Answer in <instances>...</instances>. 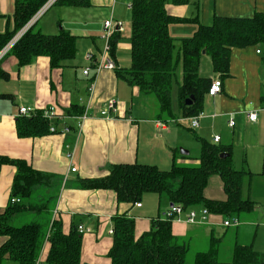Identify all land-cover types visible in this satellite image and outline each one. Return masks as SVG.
Wrapping results in <instances>:
<instances>
[{"label":"crops","instance_id":"1","mask_svg":"<svg viewBox=\"0 0 264 264\" xmlns=\"http://www.w3.org/2000/svg\"><path fill=\"white\" fill-rule=\"evenodd\" d=\"M129 4L131 0H89L85 7L59 6L57 17L53 20L48 18L38 26L42 33L56 34L61 29H57V25L61 24L76 36L75 56L59 68H51L46 56H38L31 63L19 67L9 51L0 59V71L8 76L3 78L0 74V155L24 159L33 169L52 176L46 187H34L39 194L44 190L51 198L55 195L52 218L61 220L65 233L71 223L76 228L81 225L89 229L82 234L81 262L108 264L107 252L112 244L109 230H113V216L126 214L134 218L137 237L149 229L152 218L161 217V202L168 207L169 201L166 196L145 193L142 195L145 202L140 200L141 205L137 207L129 202H118L111 189H83L78 185L79 180L103 177L108 174L111 164H149V160L154 162L153 158L158 156L156 164L168 169L173 160H182L177 159L179 146L190 153L192 149L186 144L188 139H192V133L197 142L196 156L200 152L201 138L229 153L236 169L252 172L247 176L245 195L253 201L254 208L241 213L236 225L227 227L222 225L223 216L213 213H209L206 222L189 224L185 221L187 209L179 220L171 221L172 233L188 237L191 243L202 240L206 249L213 233L219 242L218 256L227 238L226 258L228 255L231 257L235 243L251 244L261 254V261L250 264H264V174H261L264 110L258 112L255 122L248 121L245 116V111L264 103V65L261 52H256L259 47L231 48L229 71L225 78L212 71L210 57L203 55L199 73L211 80L218 77L222 83L221 92L204 95L196 128H190L188 117L181 116L169 119V124L163 121L165 128H159L154 104L142 105L146 103V96L116 74L117 70L130 66L124 55L131 50L129 32L126 36L131 22L127 30L124 23V31L114 33L119 37L113 53L110 51L116 63L115 69H103L95 75L94 65L85 58L88 51L93 52L94 59L98 58L103 45L100 32L104 20L109 17L113 21L127 18ZM14 8L15 0H0V32L14 28ZM49 9L36 21V25ZM165 10L169 15L187 19L169 25L170 35L180 39L190 37L199 24L210 25L215 17H250L255 12L264 13V0H185L184 3L167 0ZM86 66H90L87 75L83 74ZM1 94L9 96L1 97ZM110 99L116 100V107L109 111L112 117H105L101 110ZM20 106L40 111L53 107V115L47 120L49 127L55 126L58 132L19 137L16 121L23 116L18 113ZM229 119L234 120L233 126H229ZM65 127L69 131H64ZM215 135L220 136L217 142L213 140ZM14 172L11 165L0 167V213L9 203ZM152 195L158 197L157 205ZM204 195L210 199L225 198L217 175L210 176ZM201 208L199 205L190 209L200 215ZM18 217L19 214L15 215L13 220L19 222ZM2 239L0 237V242ZM47 250L46 241L42 246L44 258Z\"/></svg>","mask_w":264,"mask_h":264},{"label":"trees","instance_id":"2","mask_svg":"<svg viewBox=\"0 0 264 264\" xmlns=\"http://www.w3.org/2000/svg\"><path fill=\"white\" fill-rule=\"evenodd\" d=\"M45 1L15 0L14 28L0 32V50ZM166 1L131 0L130 66L116 71L128 85L137 87L141 95H154L157 120L161 121L179 116L191 117L201 112L203 97L208 93L211 82L209 77L199 73L203 55L210 57L212 71L221 78L228 75L233 47H259L264 65V13L255 12L250 17H215L210 25L199 24L190 37L175 39L169 33V25L187 19L169 15L165 10ZM174 2L184 3L185 0ZM55 4L85 7L89 0H57ZM118 39V34L110 37L111 54ZM76 40V36L63 27L56 34H45L34 23L8 53L16 58L18 67L31 63L38 56H46L51 68H59L75 56ZM0 74L3 78L8 77L2 70ZM6 96L9 94H1V97ZM190 96L193 102L186 105L184 101ZM49 124L38 111L29 117L20 116L16 121V133L19 137L40 136L51 132ZM199 141L201 148L196 165L173 160L168 169H161L154 164L116 163L108 167L107 175L80 179L78 185L83 189H111L118 202L132 204L140 203L145 193H157L166 196L169 204L181 205L183 210L200 205L209 213L222 215L224 220L238 221L241 213L254 208L253 201L245 195L247 176L252 172L236 169L229 153L220 157V153H227L222 147L201 138ZM4 164L15 168L10 199L18 197L19 202L11 203L9 199L0 213V237L3 238L0 242V264L5 261L33 264L47 235L46 264H87L80 259L82 234L74 224L71 223L67 233L62 229L61 220L52 216L44 227L36 221L12 224L13 217L26 210L49 213L47 202L50 195L43 190L44 198L34 187H46L52 176L33 169L24 159L0 155V167ZM261 174H264V147ZM212 175L221 180L225 194L223 200L204 195ZM112 223L108 264H185L192 243L188 237L172 233L171 221L152 218L149 229L137 237L134 218L115 214ZM208 245L207 249L195 251L192 264H250L261 261V254L251 244L235 243L229 261L219 259V242L213 233Z\"/></svg>","mask_w":264,"mask_h":264},{"label":"built area","instance_id":"3","mask_svg":"<svg viewBox=\"0 0 264 264\" xmlns=\"http://www.w3.org/2000/svg\"><path fill=\"white\" fill-rule=\"evenodd\" d=\"M57 0H46L39 9L29 18V20L10 38V40L3 46V48L0 50V59L10 50V48L23 36V34L34 24L36 21L40 18V16L44 13L46 9H48L51 5H53ZM131 5H128V8L130 9ZM103 34L101 38L103 39V45L102 49L99 53L98 58L94 59V54L92 51H88L85 55L86 60L94 65L95 69V75H97L101 70L108 69L113 70L116 68V63L114 59L111 57L110 51V37L115 33H121L124 31V23L120 20L113 21L111 17L104 20L103 22ZM256 52H259V49H256ZM90 66H86L83 70V74L87 75L89 72ZM222 83L221 80L218 77H215L211 80L209 88H208V94L209 95H216L221 92ZM116 107V100L110 99L108 100L106 106L101 110V114L105 117H112L109 115V111L115 110ZM264 110V103L260 106H257L253 109L245 111V116L248 121L255 122L258 117V112ZM39 109L36 108H30L25 106H20L18 108L19 115L23 116H32L36 114ZM54 108L48 107L44 111H41L42 117L46 119H50L53 115ZM201 113L188 117L189 119V126L190 128L194 129L198 126L199 122L198 119L200 117ZM253 116L255 119H253ZM156 124L159 128H165V124L161 120H157ZM234 125V120L229 119V126ZM78 128H80V125H78ZM49 130L51 132H56L57 129L55 126H50ZM64 131H69L68 127L64 128ZM220 139L219 135H215L213 137V140L217 142ZM71 171H75V168H71ZM11 203H17L19 202L18 197H12L10 199ZM137 207L141 205V203L137 202L135 203ZM185 210L181 207L179 204H172L171 206H168V210L164 214V219L173 221V220H179L180 216ZM209 215L208 210L205 207H202L200 210V215L198 212L194 209H188L185 216V221L189 224H197V223H203L207 221V217ZM238 223L237 220H223L222 225L227 227L231 225H236ZM77 231L81 234H83L86 231H89L88 228H83L81 225L77 226ZM110 233H112V229L109 230ZM48 236V235H47ZM47 236L45 241H47ZM33 264H46L45 258L42 256V249L35 259Z\"/></svg>","mask_w":264,"mask_h":264},{"label":"rangeland","instance_id":"4","mask_svg":"<svg viewBox=\"0 0 264 264\" xmlns=\"http://www.w3.org/2000/svg\"><path fill=\"white\" fill-rule=\"evenodd\" d=\"M53 6V7H52ZM50 9H49V11L47 12V14L46 15H44V17H43V19L41 20V21H39V23H37V25H36V27L37 28H39L38 26L39 25H42L43 24V22L44 21H46L48 18H50V19H54L55 17H57V14H58V12H59V10H58V8H59V5H56V4H54V5H51L50 7H49ZM48 9H46L45 11H44V13L43 14H45V12L47 11ZM121 11H123V6L121 5ZM43 14L41 15V16H43ZM41 16H40V18H41ZM39 18V19H40ZM127 19H129L130 20V13L129 12H127V18H120V19H118V20H120V21H122L123 23H125V25H126V30H127V25L129 26V23H130V21L129 22H127ZM59 27H61L62 28V25L61 24H59V25H57V29L59 28ZM103 28V27H102ZM130 28H128V31H127V37H128V32H129V34H130ZM103 29H101V32H100V38H101V36H102V34H103ZM125 59L127 60V61H129V63H130V52L128 53H126L125 55ZM122 64H123V62H122ZM203 71H205V65H203ZM144 96V95H143ZM155 97H154V95H148V96H146V99H145V97H142V100H144L145 99V101H146V103L145 102H143L142 103V105H144V104H151V105H153L154 104V108H156L157 109V105H156V101H155V99H154ZM152 102L153 101V103H149V102ZM155 109V110H156ZM154 110V111H155ZM164 122H166V123H168L169 124V119H168V121H164ZM190 135H191V138L192 139H188V144H186V145H188V147H190V149H192L191 151H190V153L189 154H187V155H183V156H181L180 154V149H181V147L179 146V150H178V152H177V159L179 160V159H182V160H180V161H178L179 163H182V164H188V165H196V164H198V159H197V156L195 155V151H194V149H195V147H196V145H197V142H196V140L194 139V137H192L193 135H192V133H190ZM159 158H160V156H158V157H156V158H153L155 161L153 162V160H149V164H152V163H157L156 161H159ZM154 164V165H155ZM157 165V164H156ZM170 165L171 164H169V167H170ZM158 166V165H157ZM159 168H161V169H166L165 168V166H161V165H159L158 166ZM41 195H44L43 193H41ZM45 196L46 195H44V198H45ZM152 196H154V199H155V201H156V205L158 204V201H157V196H155V195H152ZM164 196V195H163ZM165 197V196H164ZM55 199H56V197H55V195H54V197L53 198H51L50 200H49V202H47V211L49 210V213H45L44 211H42L41 212V214L40 213H35L34 211H30V212H23V213H21V214H19V219H20V221L19 222H16V220H14L13 222H12V224H14V225H21V224H24V223H31V222H34V221H36V222H38V223H41V225H42V227H44V226H46V222H47V220L48 219H50L51 218V214H52V211H53V207H54V205H55ZM161 201H162V198L160 199ZM141 202L142 203H144L145 202V197L143 198H141ZM159 209H160V218H164V214L166 213V211L168 210V207L167 206H165L164 205V202H161V204H160V207H159ZM53 214H54V212H53ZM233 217H236V216H233ZM232 217V218H233ZM230 230H233V229H230ZM45 239H46V236H45V238H44V243H43V245H45ZM263 241V240H262ZM227 242L229 243V239H225L224 240V242H223V244H225V245H223L220 249V252H219V259L221 260V261H229L230 259H231V257L228 255V258H226L227 257V253H228V249H227ZM262 245V244H261ZM202 249H206V244L204 243L203 244V241L202 240H197V241H194L192 244H191V247H190V250L188 251V253H187V256H186V259H185V264H192V260H193V255H194V253H195V251H198V250H202ZM3 264H15V263H13V262H4Z\"/></svg>","mask_w":264,"mask_h":264},{"label":"water","instance_id":"5","mask_svg":"<svg viewBox=\"0 0 264 264\" xmlns=\"http://www.w3.org/2000/svg\"><path fill=\"white\" fill-rule=\"evenodd\" d=\"M184 102H185L186 105H190L193 102V98L191 96L187 97ZM180 151H181L182 154H187L188 153L187 150L180 149ZM226 156H228V153H224V152L220 153V157H226ZM169 205L171 206L172 203H170Z\"/></svg>","mask_w":264,"mask_h":264},{"label":"clouds","instance_id":"6","mask_svg":"<svg viewBox=\"0 0 264 264\" xmlns=\"http://www.w3.org/2000/svg\"><path fill=\"white\" fill-rule=\"evenodd\" d=\"M253 119H255V117L253 116Z\"/></svg>","mask_w":264,"mask_h":264}]
</instances>
